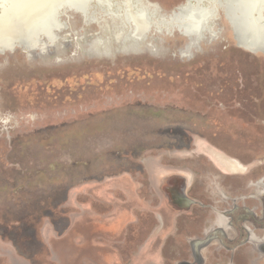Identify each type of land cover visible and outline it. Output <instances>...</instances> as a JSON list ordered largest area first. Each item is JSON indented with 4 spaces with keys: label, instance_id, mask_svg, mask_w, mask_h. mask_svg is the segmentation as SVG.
I'll return each mask as SVG.
<instances>
[{
    "label": "rangeland",
    "instance_id": "1",
    "mask_svg": "<svg viewBox=\"0 0 264 264\" xmlns=\"http://www.w3.org/2000/svg\"><path fill=\"white\" fill-rule=\"evenodd\" d=\"M145 1L165 15L189 2ZM206 1L214 8L201 37L154 29L134 47L99 53L109 36L100 16L87 23L69 12L48 45L0 54V264H197L191 210L155 189L182 172L221 194L237 193L242 179V226L259 234L249 210L262 209L251 197L262 188H246L264 179V0L253 9L250 0ZM126 173L136 199L96 196L102 180ZM167 208L171 223L158 228L155 214ZM202 258L264 264L251 243L234 254L215 241Z\"/></svg>",
    "mask_w": 264,
    "mask_h": 264
},
{
    "label": "bare ground",
    "instance_id": "2",
    "mask_svg": "<svg viewBox=\"0 0 264 264\" xmlns=\"http://www.w3.org/2000/svg\"><path fill=\"white\" fill-rule=\"evenodd\" d=\"M257 1L250 0L249 7L253 9ZM212 8L208 1L204 4L201 0H189L176 12L165 15L145 0H0V54L13 52L17 47L36 50L48 45L55 35L68 28L69 12L87 23L93 12L100 16V33L109 36L107 40L99 38L97 52L109 54L114 43L122 44L124 49L134 47L154 29L178 30L187 37H201V33L209 31ZM252 28L251 35L258 39L259 31ZM235 31L242 40V19H236Z\"/></svg>",
    "mask_w": 264,
    "mask_h": 264
},
{
    "label": "flooded vegetation",
    "instance_id": "3",
    "mask_svg": "<svg viewBox=\"0 0 264 264\" xmlns=\"http://www.w3.org/2000/svg\"><path fill=\"white\" fill-rule=\"evenodd\" d=\"M245 172L242 173L241 170L240 172L233 173L227 170V174L242 175ZM131 177H133V175H131ZM131 180L132 178H130L129 181L131 182ZM148 181L149 187H151L152 184L150 180ZM131 183L135 187L136 198L138 188L134 182ZM247 185L248 187L246 190H248L249 187L250 190L252 186L256 187L259 185L262 188L261 190L256 187V190L258 191H255L254 196H251L253 199H259L262 202V209L255 205L254 210H249V218L253 221L255 220L254 225L256 224L255 228L259 231V234L256 233V230H252L247 225L243 224L242 226V199L245 201L248 200V198L242 196V179L238 183L235 182L233 184L237 193L232 192L222 194L220 193L219 188H217V192H208L206 184L199 187L197 179L192 173L182 172L180 174H166L158 180L155 189L162 194L167 204L176 210H191L192 222L197 223L200 227L201 231L198 234H195L192 237L187 236V244L189 245L192 257L197 264H204L202 252L212 246L215 241H218L222 247L227 250H234V254L237 251L239 254H242V246L246 243H251L261 254L264 255V179L249 181ZM217 196H222L223 200H217ZM250 199L251 198H249V201ZM258 210H260L261 215L256 212ZM172 212L175 211H170L167 208L163 209L162 213L155 214V217L159 222L158 228H164L166 223H171L173 217ZM179 215L181 214H178L177 216ZM177 222L178 220H176V225ZM172 232L167 236L172 235ZM176 234L180 235L181 232L176 229ZM243 234L245 235L246 240L242 244ZM189 263L190 261L182 262V264Z\"/></svg>",
    "mask_w": 264,
    "mask_h": 264
},
{
    "label": "crops",
    "instance_id": "4",
    "mask_svg": "<svg viewBox=\"0 0 264 264\" xmlns=\"http://www.w3.org/2000/svg\"><path fill=\"white\" fill-rule=\"evenodd\" d=\"M245 170L246 169H244V170L242 169L243 172H245ZM127 174L128 173L122 174L119 176H115V177L105 178L104 180H102L99 183V187L97 188V190H95L96 196H98L100 199H104V198H106V195L116 194L119 192V193H123V194L128 195L130 200L133 197H134V199H136L135 198V187L131 183V182H133V180H131V182H130L129 180H130L131 175L129 174V176H128ZM122 214H124V212H121L120 215H122ZM120 215H119V217H120ZM119 217L116 219V221L119 219ZM127 223H128V221L123 226V231L126 229L125 227H126ZM110 227H111V225L106 230H108L111 233ZM103 228L105 229L106 227L102 226V229ZM113 260L114 259H109V262L113 263L114 262Z\"/></svg>",
    "mask_w": 264,
    "mask_h": 264
},
{
    "label": "water",
    "instance_id": "5",
    "mask_svg": "<svg viewBox=\"0 0 264 264\" xmlns=\"http://www.w3.org/2000/svg\"><path fill=\"white\" fill-rule=\"evenodd\" d=\"M203 3V2H202ZM257 3H258V1H257ZM256 6H254L253 8H255Z\"/></svg>",
    "mask_w": 264,
    "mask_h": 264
}]
</instances>
